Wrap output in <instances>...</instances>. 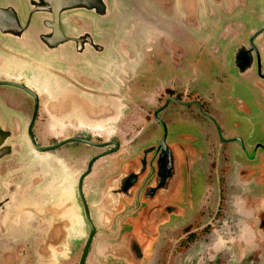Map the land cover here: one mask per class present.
Returning a JSON list of instances; mask_svg holds the SVG:
<instances>
[{"label": "flooded vegetation", "instance_id": "af4514ba", "mask_svg": "<svg viewBox=\"0 0 264 264\" xmlns=\"http://www.w3.org/2000/svg\"><path fill=\"white\" fill-rule=\"evenodd\" d=\"M78 1L54 28L28 10L20 44L0 33V72L14 58L23 64L10 71L42 86L0 77L25 87L0 85L15 89L0 103V264H227L233 251L264 264V0H106L104 17ZM153 70L194 77L215 97L169 90L141 125L157 127L156 141L66 166L57 154L70 144L100 146L70 125L122 120ZM170 104L198 110L213 149L171 138L160 118ZM129 167L149 171L140 186L123 181Z\"/></svg>", "mask_w": 264, "mask_h": 264}, {"label": "rangeland", "instance_id": "374dc122", "mask_svg": "<svg viewBox=\"0 0 264 264\" xmlns=\"http://www.w3.org/2000/svg\"><path fill=\"white\" fill-rule=\"evenodd\" d=\"M167 72L168 71L155 72V70H153L148 73L144 87L137 89L138 93L130 96L133 104H128L129 110H127V113L123 114V118H121L122 120L117 122H108L101 127H91L90 131L84 128L81 129L79 127L80 125L77 126L76 123L70 125L73 131H79L80 133L88 135V137L91 138V141L100 143L98 144L100 146L89 147L83 144H70V147L64 148L61 153L57 154L64 159L63 163L66 166L80 165L81 163L73 164L72 161L77 158L82 159L83 157H88V154L91 156H94L96 153L107 154V152L112 151L111 148L115 150V153L109 158L114 159L116 156H120L121 154H131L136 151L139 146L143 145L144 141H147V143L148 141H153V139L156 141L157 127L154 126L151 130L146 129L142 133L144 126L141 125L144 121L145 115L148 113V109L151 111L154 110L155 104L158 106L164 105V103L161 104V100L167 99L169 90L181 92L182 97L180 99L184 101L198 99L209 104L214 99L215 93L211 92L212 90H210V87L207 84L205 85L202 82L200 86V83L196 82L194 77L191 79L189 84L188 76L172 71L171 73ZM3 79L9 80L6 76L3 77ZM186 85L188 86L185 88ZM151 89H154V91L151 92V94H147L148 90ZM4 90L12 91L15 89L0 87V103L2 104L3 102L6 103V101L2 100L3 95L5 94ZM13 93L15 98L16 92L13 91ZM4 105L8 107V104ZM211 113L212 115L214 114L213 112ZM199 115L200 114L196 108H193L191 112L183 113L178 104H170V106H168L160 115V118L165 119L167 124L170 126L171 138H174V136L179 133L195 135L198 139H200V143L198 144L200 149L203 148L205 151L213 149L215 140L213 139L214 135L212 134V127L211 125H208V122L202 119ZM216 116L222 119L220 108L216 110ZM37 126H41V124L39 123ZM39 130L40 128H37L36 132L38 131L40 134ZM51 131L53 133H57V128L53 126ZM208 140L210 141L209 145L206 144ZM110 142L120 144V148H116L114 145L112 146ZM102 144L104 149H101ZM211 158L213 159L212 156ZM210 163V161L206 162V164ZM204 188L199 190V193H195L194 202L201 199L202 195L200 194L202 192L204 193ZM214 201L215 200H213V202ZM231 254V257L233 256V258L231 261H228L227 264H244V260L242 261L240 255H238L236 251H233ZM246 262H248V260H246Z\"/></svg>", "mask_w": 264, "mask_h": 264}, {"label": "water", "instance_id": "95a60500", "mask_svg": "<svg viewBox=\"0 0 264 264\" xmlns=\"http://www.w3.org/2000/svg\"><path fill=\"white\" fill-rule=\"evenodd\" d=\"M81 1V5H84L83 0ZM84 2L85 6L80 5V9L94 12L101 17H104L107 14L108 7L106 0H84ZM86 2H89V4H87ZM13 3L15 4V6L12 5ZM77 4H79L78 0H2V2H0V25L4 24L1 22L7 21L9 23V25H7V28L9 30L7 29L8 31H4L5 29H2V27L0 26V33L3 35V37H7L8 39L13 40L15 44H20V42H18L20 41V37H22L23 34L27 35L25 30L28 28V26L24 24V20L26 19L25 15H27L28 10L30 12V17L33 18V20L38 21L44 16L49 17V19H51V22L48 19V24L50 26H53L54 28L59 27L63 15H65L66 13L71 15L75 11H77V9L79 8ZM86 4L88 6H86ZM16 6L20 7V10H18ZM22 11H24V13H22ZM2 14H8L9 17L3 18ZM14 30H17V32L15 33ZM27 36L30 37V35ZM41 40L43 41V39ZM61 42L66 41L61 40ZM0 85H10L13 87L25 89L24 86L18 85L16 83H0ZM1 125L2 124L0 122V135L2 136L3 131ZM74 141L76 140H69L64 144ZM0 147H2L1 144ZM1 154L2 152L0 151V156ZM127 170L128 171L124 172V174L122 175V177L124 176L122 178L124 179L123 181L132 182L138 186L141 185V183L149 173V171H144L143 167H141L138 173L132 172L130 167Z\"/></svg>", "mask_w": 264, "mask_h": 264}, {"label": "crops", "instance_id": "0c3cea01", "mask_svg": "<svg viewBox=\"0 0 264 264\" xmlns=\"http://www.w3.org/2000/svg\"><path fill=\"white\" fill-rule=\"evenodd\" d=\"M5 38H7V37H5ZM8 39V38H7ZM6 40V39H5ZM9 40V42H11V43H13L14 44V42H13V40H10V39H8ZM11 52V51H10ZM17 57V56H16ZM8 59V62L6 63V64H10V61H11V63H12V65L14 66L16 63H22L23 64V62H17V60H14V58H10V60H9V58H7ZM22 59V58H21ZM24 59V58H23ZM12 65L10 64V65H4L3 67H6L7 69H9V72H7V71H1L0 72V77H2V79H3V77H8L9 78V80L10 79H13V80H15V81H23V82H25V83H28V85H31V86H33V87H36L37 89H39V91H41V88H42V86L41 85H39V82L38 83H31L30 82V80H29V76L28 75H26V73L25 72H23V71H19V72H17V71H10V68L11 69H13V67H12ZM4 69V68H3ZM2 69V70H3ZM7 69H4V70H7ZM19 79V80H18ZM4 80V79H3Z\"/></svg>", "mask_w": 264, "mask_h": 264}]
</instances>
